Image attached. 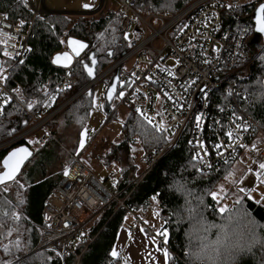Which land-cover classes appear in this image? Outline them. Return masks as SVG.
Instances as JSON below:
<instances>
[{"label": "trees", "instance_id": "trees-1", "mask_svg": "<svg viewBox=\"0 0 264 264\" xmlns=\"http://www.w3.org/2000/svg\"><path fill=\"white\" fill-rule=\"evenodd\" d=\"M192 1L135 0V7L142 14L172 15ZM0 12L13 21L29 20L32 15L24 7L22 0H0ZM237 13L241 16L243 10L227 12L228 23L236 21ZM120 24L119 9L114 10L109 6L96 15L80 14L74 18L70 14L53 13L38 17L34 25V36L29 43L30 52L11 69L6 80L9 86L17 88V100L9 101L0 112V142L22 132L30 125V116L25 108L32 111L40 108L48 93L57 89L68 71L77 77L78 87L86 84L90 78L82 60L89 63L90 52H94L98 58L97 73H100L128 51L139 34L132 41H128ZM252 36L253 31L248 39L251 53L248 58L252 57V62L247 66V58L240 63L247 67L242 68L241 78L234 79L248 93L246 110L264 128V48L260 49V44H251ZM68 37L87 42L88 48L72 67L64 68L55 65L52 58L65 47ZM46 88L48 93L45 92ZM74 90L63 92L62 99ZM214 97L218 102L225 99L221 92H217ZM78 99L75 100L76 109L70 110V113L73 114V122L86 124L93 97L88 92ZM29 104L32 105L31 108ZM139 117L141 119L129 122L131 118L128 116L124 128L125 131L131 130L134 122L145 128L148 132L144 143L145 156L151 151L162 149L169 137L140 115ZM54 140L56 141L55 137L49 136L41 142L43 144L48 141L37 151L34 150V158L28 161L21 172L24 175L26 168L32 169L33 174H29V177L33 180L29 181L30 184L35 180L29 190L30 199L23 200L21 204V212H16L15 207L18 205L12 203L18 200L9 201L12 198L10 193L7 197L0 196V264H125L128 262L126 258L121 257L127 261L119 263L111 253L130 210L146 218L148 226L158 227L163 232L167 230L166 242L170 246L166 249L169 254L168 264H212L209 256L215 264H264V204L261 200L244 195L237 202L227 204L225 211L221 212V202L213 199L210 191L227 176L232 163L214 173H200L185 136L166 149L140 181L132 182L137 174L134 165L121 170L118 181L111 187L116 192H121V195L131 191L125 200L126 206L119 207L117 200L105 206L100 218L95 220L97 214L90 221L87 237L77 239L81 242L76 245L74 241V253L66 254L62 258L51 249L35 251L40 239L37 225L43 223V205L64 173L63 170L62 173L46 178L50 182L45 189H42L44 180L36 182L42 175H48V166L53 162L52 156L58 149ZM22 143L31 146L29 139L21 140L20 144ZM8 151V148L0 149V163ZM151 211L155 215L150 214ZM14 213L19 219L14 218ZM217 234L224 237V243L212 246L219 248V255L212 248L201 252L203 238L214 241ZM79 254L80 258L77 259L76 255Z\"/></svg>", "mask_w": 264, "mask_h": 264}, {"label": "built area", "instance_id": "built-area-1", "mask_svg": "<svg viewBox=\"0 0 264 264\" xmlns=\"http://www.w3.org/2000/svg\"><path fill=\"white\" fill-rule=\"evenodd\" d=\"M22 1L36 19L50 14L44 0ZM118 1L122 31L135 38L137 23L141 26L137 41L119 61L131 58L130 67L121 72L102 71L81 87L77 86V77L68 71L40 108L35 111L25 108L30 125L0 142V149L13 147L36 130L42 133L41 142L54 136L51 121L56 114L96 84L117 74L119 81L112 114L121 107L126 108L169 136V142L162 149L145 155L147 168L137 181L152 169L166 149L184 136L197 168L203 173H214L245 154L252 162L264 163V128L241 106L235 85L219 73L222 65L233 66L248 58V39L254 29L252 14L264 0H193L172 15L142 14L136 9L135 0ZM234 9H242L243 15L237 13L236 21L228 23L227 12ZM29 21H13L0 12V69H3L0 71V112L9 101L17 100V88L9 86L6 80L15 64L28 53L33 37V21ZM69 89L75 90L62 99L63 92ZM120 92L124 94L121 96ZM217 92L225 96L221 102L214 97ZM66 168L68 174L61 177L46 198L43 223L37 226L40 234L37 249H51L62 258L74 253V241L87 237L90 221L105 206L117 199L119 207H125L131 193L120 200V192L101 181L77 154H72ZM114 177L112 172L110 178ZM130 213L136 224H144L135 212ZM134 231L131 228L128 235ZM158 239L165 249L170 248L161 236ZM76 256L80 258V254ZM122 261L127 260L118 258L119 263Z\"/></svg>", "mask_w": 264, "mask_h": 264}, {"label": "rangeland", "instance_id": "rangeland-1", "mask_svg": "<svg viewBox=\"0 0 264 264\" xmlns=\"http://www.w3.org/2000/svg\"><path fill=\"white\" fill-rule=\"evenodd\" d=\"M95 1V6L97 7L100 3V0ZM106 1L108 2L106 3ZM91 2L94 1L45 0V6L50 10L78 11L83 8L84 4ZM106 6H109L114 10H118V0H105V2L103 3V8H106ZM98 13L99 12L94 13V15ZM70 15L74 16V18L78 16V14ZM135 32L137 34L141 33V26L139 22L136 25ZM125 36L128 41H132L134 39L131 33H127V35ZM260 46V49H263L264 43L260 44ZM249 55L251 56V53ZM113 76L108 77L100 83L96 84L90 91L91 93L93 92V103L91 109L89 110V118L86 119V124H83L84 122H73V114L71 115L70 110L76 109L77 101H74L67 107L63 108L60 113L55 115L56 118L55 116L53 117L51 121L53 135L56 138V142L61 145L60 147H58V155H60L61 160L58 161L57 164H53V169L54 171L56 170V173L63 172L64 166L62 163L68 165L71 161V152H75V154L80 155V159L89 167V169L92 170L101 181L105 182L110 187L111 185L115 184L116 181H118L122 169L131 167L133 165L137 170V174L135 175V178H132V182H136L140 177H142L141 174L144 173L145 169L147 168L144 159V143L145 137L148 135V132L138 122L133 123L131 130L125 131L126 129L124 128V124L127 122L126 120L128 116H130L131 118L129 122H131V120L137 121V119H141L139 115H137V113H130L129 110L121 107L112 114L115 101L113 100L114 102L112 101V103L109 104L105 97V93ZM70 95H68L66 98H68ZM82 133L83 137L81 136ZM37 134L38 133L32 134L30 135L31 137H29V140L32 141L31 146L35 151L46 144H41L38 142ZM81 138H83L84 141L83 147L80 146ZM246 159L249 160L247 154H245L243 158L239 160V163H237L236 165L232 164L227 176H225L212 189V191H210L211 193H217L215 199L221 202V207H225L231 202H237L244 195H248V197H251L258 201L261 200L264 204V175L261 177L260 182L254 187L251 192H244L242 194L239 189V181L241 182V180L245 177V172L243 171L242 173L243 167H249L245 162ZM0 168H2L1 164ZM111 172L116 173L115 178H110ZM229 173H232V175H229ZM24 184V177L20 173V175L14 181L0 186V194L2 196L7 197L10 193L12 196V198L10 199L12 201L18 200L17 202H12L13 204L18 205V207H15L16 212H21L20 209L23 200L20 199V193L24 191ZM21 185H23V187H21ZM221 185H223V188H221ZM12 192L15 193V197H13ZM123 197L124 195L121 194H119L118 196L120 200H122ZM151 212L150 214L155 215L154 211ZM135 214L137 215V213ZM101 215L102 211L97 215V218L95 220L99 219ZM138 217L143 220L144 224H136L135 218L132 214H130V217L126 219L123 225V229L120 231L118 240L116 241V244L114 246L115 250L118 253V255L115 257L121 256L123 258H126L129 262L130 257L126 253L125 238L126 236H128L127 228L131 222L130 218H132L134 222V230L135 226L138 225L143 226L146 229L148 228L147 230H149L150 232L146 230L145 233L153 238L155 244V246L152 247L151 244L145 243L149 249L145 250L140 256L142 263L168 264V251L164 247L162 248V244L158 239L159 236H162L163 240L167 241L168 235L166 234L165 236L164 232L160 231L158 227H149L145 222L146 218L140 216ZM1 235L2 228H0V236ZM80 242V240H76L75 245L79 244ZM165 251L167 252V256H165Z\"/></svg>", "mask_w": 264, "mask_h": 264}, {"label": "crops", "instance_id": "crops-1", "mask_svg": "<svg viewBox=\"0 0 264 264\" xmlns=\"http://www.w3.org/2000/svg\"><path fill=\"white\" fill-rule=\"evenodd\" d=\"M107 2L108 1H106V3ZM90 95L93 97V92L92 93L90 92ZM105 97H106V93H105ZM47 142L48 141H46L44 143H47ZM56 145H57V148L61 146L57 142H56ZM71 153L75 154V152H71ZM52 157H53L54 160L48 166L49 167L48 175L39 174V176H41V175L42 176L39 177L40 179L38 178V180L36 181V182H40V181H43V180L45 181V184L43 185L42 189L47 188L48 183L50 182V181H46L47 180L46 178H49V177H51L53 175H56V174H59L58 172L56 173V170L54 171V169H53L54 168L53 164L54 163L57 164L58 161L61 160L60 159V155H58V149H57V153L55 155H53ZM245 162L248 164L249 167L248 168H244L243 167L242 173H243V171L245 172L244 173L245 177L241 180V182L239 181L238 185H239V189L240 188H244L245 189L244 192H251L254 189V187L260 182L261 177L264 175V169L260 168V164L261 163H255V162H252L251 160H247V159L245 160ZM237 163H239V160L234 162L233 164L236 165ZM62 164L64 166L63 168L65 169V167H67V164L66 165H65V163H62ZM26 170H28V172ZM26 170H25V173H23L24 174L23 177H24V183L25 184H24V188H23L24 191H22L20 193V199L21 200H27V199L29 200L30 199L31 193H29V190L33 187V184L35 183V180H34V183L30 184V182H31L30 180H33L31 177H29V174H33L32 169L26 168ZM22 171H23V169H22ZM105 180H107V179H105ZM244 192H241V193L243 194ZM12 195H13V197H15V193L12 192ZM129 217H130V214H128L127 218H129ZM130 219H131L130 220L131 222H130L128 228H127V233L134 226L133 219L132 218H130ZM150 227L152 228L153 226L151 225ZM122 229H123V226L121 227L120 231ZM141 229H143V231H141ZM146 230L147 229L144 228L143 226H139L138 225V226H135V232L133 233L132 236H126V238H125V240H126V253L130 257L129 258V262H127L128 264H143L141 259H140V256L142 255V253L145 250L149 249L148 246L145 243L151 244L152 247L155 246L153 238H151V236H149V235H147L145 233ZM120 231H119V233H120ZM147 231H149V230H147ZM119 233H118V236H117V240H118V237H119ZM119 257L121 258V256H119Z\"/></svg>", "mask_w": 264, "mask_h": 264}, {"label": "snow or ice", "instance_id": "snow-or-ice-1", "mask_svg": "<svg viewBox=\"0 0 264 264\" xmlns=\"http://www.w3.org/2000/svg\"><path fill=\"white\" fill-rule=\"evenodd\" d=\"M83 7L84 8H89V7H91V5L86 3V4L83 5ZM260 13H264V4L260 5V8H259L258 14H257V24L259 25V31L264 32V16H261ZM21 23H23V21H21ZM125 35H127V34H125ZM68 43H69L70 46L71 45H78V47L74 48V51H75L76 55H79L80 49L85 47V45L83 43H81L80 41H76V40H71L70 39ZM5 55H8V53L5 52ZM62 55H63L65 63H71V58L69 57L68 53H63ZM53 62L54 63H60L61 62V57L58 55ZM92 63L93 64L95 63L94 59H93ZM85 67L87 69L88 75L91 76L93 74L92 68L87 67V66H85ZM0 71H3V69H0ZM169 75L171 76V75H173V73L169 72ZM114 89H115V86L113 85V90ZM123 94H124L123 92L119 93V95H121V96ZM109 98H111V93H109ZM28 106H29V108L32 107L31 104H29ZM233 115H235V113H233ZM196 119H197V121H199L200 117L197 116ZM197 126L199 127V124H197ZM237 127H239V125ZM231 135H232L231 133H228L229 137H231ZM81 136L83 137V133L81 134ZM30 143H31V141H30ZM80 146L81 147L84 146L83 138H81ZM216 147L219 148L220 145L217 144ZM252 147L255 148L256 146L252 145ZM205 154H207V153H205ZM30 155H31V153L25 147H19V148L14 149L12 152H10L8 154V156L3 161L5 171L0 173V183H3L6 180H13L16 177L17 173L20 171V167L23 164V162ZM217 155H219V153H217ZM260 168L264 169V163L260 164ZM67 174H68V169L65 168V175H67ZM229 175H232V173H229ZM21 187H23V185H21ZM221 188H223V185H221ZM5 190H7V189H5ZM240 191L244 192L245 189L244 188H240ZM210 194L212 195L213 199H215L216 196H217V193H215V192H212ZM153 198H155V197H153ZM220 211L224 212L225 208L221 207ZM13 216L16 219H19V216H17L15 213L13 214ZM213 227H215V226H213ZM141 231H143V229H141ZM166 232H167V230L165 229V231H164L165 236H166ZM204 241H207V242H204ZM222 243H224V237H222L220 234H217V238L214 241H208L207 237H204L203 240H202V243H201V252H204L205 250H207L209 248H212V251L216 252V254L218 256L219 255V248L218 247H212V246H219ZM262 243H264V242H262ZM238 251H243V249H238ZM111 255L114 256V257L118 255V253L115 250V248L112 250ZM165 256H167V252L166 251H165ZM208 259L210 261H212V264H215V261L213 260V258L211 256H209Z\"/></svg>", "mask_w": 264, "mask_h": 264}, {"label": "water", "instance_id": "water-1", "mask_svg": "<svg viewBox=\"0 0 264 264\" xmlns=\"http://www.w3.org/2000/svg\"><path fill=\"white\" fill-rule=\"evenodd\" d=\"M93 1L94 2H92V3H87V4H90L91 7H89V8H84L83 7L81 10H78V11H65V10H51V11L53 13L78 14V15H80V14H94V13H97L102 8L103 0H100V3H99V5L97 7L95 6V0H93ZM260 5H262V4H260ZM260 5L253 12L254 34H253V37L251 39V44H258V43H261V41H264V32L259 31V25L257 24V14H258V10L260 8ZM260 15L264 16V13H260ZM70 39L71 40L80 41L81 43H83L85 45L84 48L80 49L79 55H76V53L74 51V48L78 47V45H71L70 46L69 43H68ZM66 43H67V46L69 47V50L57 52V53L54 54V56L52 58V61H54L56 59V57L59 55L61 57V62L60 63H54L53 62V63L55 65H57V66L64 67V68L70 67L73 64V61H74L75 57L81 56L86 51V49L88 48V43L87 42L79 40V39L74 38V37H69L67 39ZM63 53H68L69 57L71 58V63H65L64 62V58H63V55H62ZM89 58H90V62L89 63H84V68L86 69L85 66L92 68L93 74L91 76L88 75L89 78L92 79L97 74L99 62H98V58L95 56L94 52H90ZM93 59L95 60L94 64L92 63ZM86 71H87V69H86ZM87 74H88V72H87ZM118 81H119V77L116 74V75L113 76V78H112V80H111V82H110V84H109V86L107 88L106 99H107L109 104L112 103V101L114 100V98L116 96V91H117V87H118ZM113 85L115 86L114 90H113ZM109 93H111V98H109ZM19 147L27 148L28 151L31 153V155L23 162V164L20 167V171L17 173L16 177L13 180H6L3 183H0V186L14 181L20 175L22 169L24 168V166L28 162V160L30 158H32L33 155H34L33 148L27 143H22V144H20L18 146L13 147L2 158L1 163H0L1 167H2V168H0V173L5 171L4 164H3L4 159L8 156V154L10 152H12L14 149L19 148Z\"/></svg>", "mask_w": 264, "mask_h": 264}, {"label": "bare ground", "instance_id": "bare-ground-1", "mask_svg": "<svg viewBox=\"0 0 264 264\" xmlns=\"http://www.w3.org/2000/svg\"><path fill=\"white\" fill-rule=\"evenodd\" d=\"M23 2V1H22ZM105 2V0H103V3ZM118 3H119V1H118ZM43 4H44V6H45V0H44V2H43ZM23 5H24V2H23ZM24 7L26 8V6L24 5ZM46 7V6H45ZM47 8V7H46ZM102 8H103V5H102ZM101 8V9H102ZM27 9V8H26ZM48 9V8H47ZM101 9L99 10V11H101ZM118 9H119V6H118ZM257 9V8H256ZM255 9V10H256ZM28 10V9H27ZM49 11H50V14H53V12L50 10V9H48ZM254 10V11H255ZM29 11V10H28ZM98 11V12H99ZM120 11V10H119ZM253 11V12H254ZM49 14V15H50ZM166 15V14H165ZM7 16V15H6ZM48 16V15H47ZM252 18H253V14H252ZM27 20V19H26ZM30 21L29 22H32L33 21V27H32V32H33V36H34V25H35V23H36V18H34L32 15H31V18L29 19ZM253 23H254V20H253ZM126 34V33H125ZM253 34H254V29H253ZM253 37V36H252ZM69 38V37H68ZM67 38V39H68ZM252 39V38H251ZM67 41V40H66ZM250 42H251V40H250ZM29 43H30V41H29ZM262 43H264V41H261V43H258V44H262ZM131 49V48H130ZM130 49L128 50V51H126L118 60H116L115 62H113L110 66H108L107 68H105L103 71H107V70H110V69H116L118 72H121L122 70H124V69H127V68H129L130 67V65L133 63V60L131 59V58H129V59H127L126 61H124V62H122V63H119V61L124 57V56H126L127 55V53L130 51ZM65 50H69V47L67 46V43L65 44V47L62 49V50H60L59 52H61V51H65ZM30 52V45H28V53ZM86 52V51H85ZM84 52V53H85ZM28 53L26 54V56L28 55ZM83 53V54H84ZM82 54V55H83ZM81 55V56H82ZM90 55V54H89ZM25 56V57H26ZM81 56H79V57H75V59H74V61H73V64L76 62V61H78V60H80V58H81ZM24 57V58H25ZM23 58V59H24ZM22 59V60H23ZM21 60V61H22ZM20 61V62H21ZM20 62H18V63H16V64H19ZM53 62V61H52ZM82 62H83V66H84V63H86L84 60H82ZM251 62H252V58L250 57V58H248L247 59V66L249 65V64H251ZM240 63H242V62H240ZM235 64V65H233V66H228V65H226V64H224V65H222L221 66V68L219 69V73H220V75L221 76H224V77H226L227 79H228V81L230 82V83H233L234 85H235V87L239 90V93H240V96H241V106L246 110V108H245V103L249 100V96H248V93L244 90V88L243 87H241L236 81H235V77L236 78H241V76L243 75V73L241 72L243 69L242 68H246V67H243V64ZM15 64V65H16ZM73 64L70 66V67H72L73 66ZM69 68V67H68ZM72 69V68H71ZM98 74V73H97ZM96 74V75H97ZM114 75H116V74H114ZM226 86H227V84H225V85H223L222 86V88L224 89V88H226ZM223 89H221V92H223L224 90ZM47 93H48V91H47ZM84 95V94H83ZM81 97V96H80ZM78 99V98H77ZM76 99V100H77ZM75 101V100H74ZM73 101V102H74ZM60 113V112H59ZM55 118H56V116H55ZM53 132V131H52ZM35 133H38L37 134V138H38V140H39V138H42V133H41V131L40 130H36V131H33V132H31L27 137L28 138H26V139H29V137H31L30 135H32V134H35ZM53 138L55 137V136H52ZM39 142L41 143V141L39 140ZM43 142V141H42ZM18 145H20V142H18L17 144H15L13 147H15V146H18ZM13 147H11V148H8L9 150L10 149H12ZM34 150V149H33ZM80 156V155H79ZM243 156H241L238 160H240L241 158H242ZM71 159H72V154H71ZM238 160H236V161H238ZM236 161H234V162H236ZM71 162V161H70ZM233 162V163H234ZM84 163V162H83ZM232 163V164H233ZM85 164V163H84ZM26 165V164H25ZM69 165V164H68ZM67 165V166H68ZM86 165V164H85ZM87 166V165H86ZM88 167V166H87ZM66 168V167H65ZM89 168V167H88ZM198 171L200 172V173H202V174H209V173H203L200 169H198ZM112 173V172H111ZM63 175H65V169H64V173H63ZM115 177H116V173H115ZM114 177V178H115ZM0 196H1V194H0ZM131 211V210H130ZM134 212V211H133ZM131 214V213H130ZM41 215H42V213H41ZM38 225H41V224H38ZM37 225V226H38ZM37 229H38V227H37ZM127 235H128V233H127ZM133 235V234H132ZM131 235V236H132ZM129 236V235H128ZM162 237V236H161ZM36 250H38L37 249V246H36V248H35V251ZM117 259L118 258H120V257H116Z\"/></svg>", "mask_w": 264, "mask_h": 264}]
</instances>
